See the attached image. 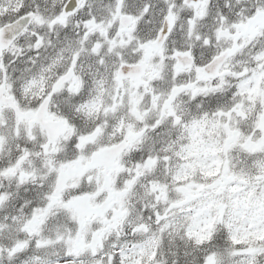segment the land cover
<instances>
[{"label":"snow or ice","instance_id":"obj_1","mask_svg":"<svg viewBox=\"0 0 264 264\" xmlns=\"http://www.w3.org/2000/svg\"><path fill=\"white\" fill-rule=\"evenodd\" d=\"M0 264H264V0H0Z\"/></svg>","mask_w":264,"mask_h":264}]
</instances>
